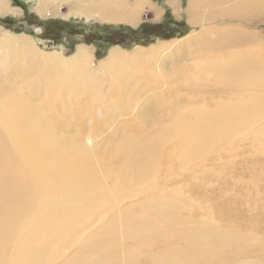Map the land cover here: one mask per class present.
<instances>
[{"label": "rangeland", "instance_id": "374dc122", "mask_svg": "<svg viewBox=\"0 0 264 264\" xmlns=\"http://www.w3.org/2000/svg\"><path fill=\"white\" fill-rule=\"evenodd\" d=\"M85 1L0 0L13 8L0 12V56L7 52L2 46L8 37H23L36 50L27 65L11 58L0 59V90L11 91L32 107L57 138L92 151L103 181L105 177L98 165L116 172L125 164L141 162V150L159 143L161 156L154 164L163 169L164 184L168 186L165 192L176 190L174 195L187 201L179 217L187 219L188 229L178 234L173 244H165L164 238L150 240L148 236L136 243H123L117 233L119 245H115L123 244L120 253L131 251L136 264H152L153 258L166 248L184 246L192 234L190 225L197 226L193 231L203 234L239 237L231 247L221 249L219 258L194 264H264V121L252 125L255 132L261 130L257 137L235 135L211 146L204 163L196 160L185 162L184 166L175 155L166 159L180 150L170 134L164 132L183 113L202 106L214 110L216 102L222 100L228 105L235 101L264 105V87L247 85L231 91L227 80L216 77L215 71L225 64L223 58L236 60L240 56L263 64L264 72V0H195L194 7H188L190 0H146L147 7L130 22L102 20L98 14L87 16L80 9ZM116 1L129 6L136 2ZM67 24L72 25L67 28ZM105 26L132 30L127 35L113 28L103 33ZM110 32L114 35L112 40L107 39ZM79 49L89 52L94 63V76L88 79L87 90L55 82L53 69L41 68L35 59V54L41 53L44 58L51 54L70 60ZM119 58L134 60V65L130 62L123 66L127 74L123 82L116 83L119 69L112 74L105 69L110 59ZM207 62L211 63L205 65ZM190 72L199 74L197 85L183 82L184 75ZM225 89L231 97L221 99L219 95ZM125 149H133L132 154L127 155ZM166 174L172 180L170 184L166 183ZM108 178L101 194L106 199L113 186V180ZM138 184L126 186L122 201L108 202L109 216H118L144 203L143 194L127 200L133 197ZM36 219L25 210L18 218L17 228L22 230ZM102 227V223L95 222L71 243H65L67 232L62 234L57 242L63 244L64 253L42 264H101L98 256L109 252L108 244L85 255L83 260L75 257ZM22 239L23 234L16 235L17 241Z\"/></svg>", "mask_w": 264, "mask_h": 264}, {"label": "bare ground", "instance_id": "6f19581e", "mask_svg": "<svg viewBox=\"0 0 264 264\" xmlns=\"http://www.w3.org/2000/svg\"><path fill=\"white\" fill-rule=\"evenodd\" d=\"M197 2L201 3L200 0ZM197 2L190 0L188 7ZM146 4V0H136L134 6L125 2L117 3L116 0H86L80 9L87 16L98 14L102 20L130 22L147 7ZM10 9H13L11 5L0 3L1 13ZM209 30L213 28L210 26ZM4 40L7 41L2 50L7 52L0 59L11 58L27 65L31 54L36 51L30 42L23 37H8ZM18 43L21 45L17 48L15 45ZM238 58H223L226 62L215 70L216 77L226 79L231 91L247 85L264 87L263 64L245 57ZM35 59L41 68L53 69L55 82L81 86L87 90L90 86L88 79L92 80L94 76L91 72V68H94L92 57L84 49H79L70 60L51 54L44 58L41 53L35 54ZM126 59H110L107 62L106 73L110 71L112 74L119 69L114 79L116 83L123 82L127 74L122 67L130 62L134 65V60ZM115 65L117 68H112ZM198 76L190 72L182 80L192 85L196 84ZM226 96H230L229 91L222 90L219 97L226 99ZM205 102L210 104L211 101ZM216 103L218 106L214 110L208 106L191 109L183 113L180 120L169 129H164L180 150H175L166 159L175 155L183 166L185 162L196 160L204 163L211 146L230 140L235 135L257 137L261 133L260 129L255 132L252 125L264 121V105L244 104L241 101L228 105L226 100ZM49 128L50 125L16 94L0 90V264H42L54 260L64 253L63 244L57 242L62 234L67 232L65 243H71L78 234L87 228L91 229L95 222L102 223L103 227L110 223L81 246L75 259L83 260L85 255L108 244L110 253L103 252L98 256L101 264H120L123 257V263L136 264L131 251L120 253L123 244L120 242V247L117 246V233L123 243H136L143 236H148L150 240L153 237L164 238L165 244H173L180 236L178 234L188 229L187 219L181 220L179 217L187 201L175 196L176 190L165 192L168 186L164 184L166 177L163 169L154 164L161 156L159 143L141 150V162L125 164L116 172L98 165L105 177L103 181L92 151H87L84 146L71 140L57 138ZM131 150L125 149V153L130 155ZM166 176V183L170 184L172 180ZM106 177L113 180L108 199L101 196L104 182L108 181ZM136 182H139V186L132 191L133 197L127 200L143 194L146 199L144 203L126 209L118 216H109L108 202L122 201L126 186ZM143 188L146 190L141 192ZM25 210L32 212L37 219L21 230L17 228L18 218ZM102 214L105 217H101ZM195 227L190 225L189 232L192 234L188 235L184 246L166 248L153 258L152 264L212 261L220 257L221 249L231 247L239 238L228 233L203 234L193 231ZM18 234H23L21 241L16 240ZM117 257L121 258L118 260ZM71 262L75 261L71 259Z\"/></svg>", "mask_w": 264, "mask_h": 264}, {"label": "trees", "instance_id": "16d2710c", "mask_svg": "<svg viewBox=\"0 0 264 264\" xmlns=\"http://www.w3.org/2000/svg\"><path fill=\"white\" fill-rule=\"evenodd\" d=\"M72 24H67V28H69L70 26H71ZM96 28H99V26H95ZM111 28V29H110ZM113 27H109V26H105V27H103L102 29H101V31L103 32V33H107L108 31H111V30H113V29H116L115 30V32H117V33H119V34H125V35H127V34H129L130 33V31L132 30L131 28H128V27H120V28H113ZM113 33H109L108 35H107V39L108 40H112V38H113Z\"/></svg>", "mask_w": 264, "mask_h": 264}]
</instances>
